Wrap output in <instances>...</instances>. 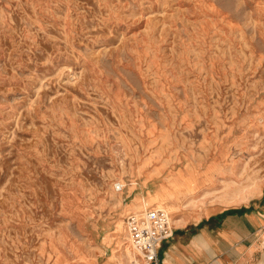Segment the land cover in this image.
<instances>
[{
  "label": "rangeland",
  "instance_id": "374dc122",
  "mask_svg": "<svg viewBox=\"0 0 264 264\" xmlns=\"http://www.w3.org/2000/svg\"><path fill=\"white\" fill-rule=\"evenodd\" d=\"M263 184L264 0H0V264L139 258L128 215Z\"/></svg>",
  "mask_w": 264,
  "mask_h": 264
},
{
  "label": "crops",
  "instance_id": "0c3cea01",
  "mask_svg": "<svg viewBox=\"0 0 264 264\" xmlns=\"http://www.w3.org/2000/svg\"><path fill=\"white\" fill-rule=\"evenodd\" d=\"M181 217L152 264H264V184L242 202L211 203ZM119 257L93 264H132L127 253Z\"/></svg>",
  "mask_w": 264,
  "mask_h": 264
},
{
  "label": "built area",
  "instance_id": "2783aa9c",
  "mask_svg": "<svg viewBox=\"0 0 264 264\" xmlns=\"http://www.w3.org/2000/svg\"><path fill=\"white\" fill-rule=\"evenodd\" d=\"M114 188L122 191L124 185L117 181ZM124 224L132 245L145 264L158 263L160 247L174 233L170 213L164 208H147L128 215Z\"/></svg>",
  "mask_w": 264,
  "mask_h": 264
},
{
  "label": "bare ground",
  "instance_id": "6f19581e",
  "mask_svg": "<svg viewBox=\"0 0 264 264\" xmlns=\"http://www.w3.org/2000/svg\"><path fill=\"white\" fill-rule=\"evenodd\" d=\"M241 176V175H238V177ZM122 184L123 182L120 181ZM169 183H173L174 186L178 187V182L170 179L169 180ZM254 184V183H253ZM124 187H125V184H123ZM251 183H246V184H243L241 183V179H229V180H226L225 179V183H224V188H225V191L223 193V200L228 203V202H236V199L238 198H243L245 196H247V191L249 189H251ZM255 187H258V186H255ZM259 188V187H258ZM227 189V190H226ZM252 190H254V188H252ZM260 191V190H259ZM161 196L159 194H157L154 199L156 198H160ZM175 222H181L182 221V218H181V215H177L175 218ZM172 218V222L174 224V220ZM127 255L132 258V264H142L141 262V259L137 257V255L135 254L134 251H132L131 249H127L126 248V251Z\"/></svg>",
  "mask_w": 264,
  "mask_h": 264
}]
</instances>
